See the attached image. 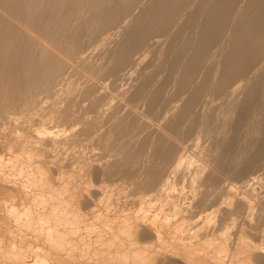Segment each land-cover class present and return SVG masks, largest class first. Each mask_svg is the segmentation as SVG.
<instances>
[{"label": "bare ground", "instance_id": "1", "mask_svg": "<svg viewBox=\"0 0 264 264\" xmlns=\"http://www.w3.org/2000/svg\"><path fill=\"white\" fill-rule=\"evenodd\" d=\"M142 1L0 0V264H264V0Z\"/></svg>", "mask_w": 264, "mask_h": 264}, {"label": "rangeland", "instance_id": "2", "mask_svg": "<svg viewBox=\"0 0 264 264\" xmlns=\"http://www.w3.org/2000/svg\"><path fill=\"white\" fill-rule=\"evenodd\" d=\"M140 1H142V0H140ZM143 1H144V2H143ZM143 1L141 2V3L143 4V6H145L146 4L149 3V2H148L149 0H143ZM145 2H146V3H145ZM134 8H135V9H134ZM134 8H133L134 12L132 11L133 15H134V13L139 12V10L137 11L138 8H136V7H134ZM135 11H137V12H135ZM121 25H123V23H122ZM110 29H112L113 32H112L111 30H110L111 32H110V31H107V32H108L109 34H110V33L112 34V36H111V34H110V35L108 34L109 37H110V36L112 37V39L110 38L109 40H107V41H106L107 44H108V43L110 44V43L112 42V40L115 41V40L120 39V36L118 37V39L115 38L117 35H119V34H115V33L118 32L119 29H118V28H117V29H115V28H114V29H113V28H110ZM108 30H109V29H108ZM113 33H114V37H113ZM102 35H103L104 37H106V33H104V34H102ZM115 35H116V36H115ZM101 38H103V37H101V36L98 37V40L101 39ZM107 39H108V38H107ZM114 39H115V40H114ZM110 40H111V42H109ZM106 42H105V44H106ZM107 44H106V47H108V49H109V48H111V47H109V46H111V45L113 44V42H112V44H110V45L108 44V46H107ZM104 47H105V45H104ZM106 47H105V48H106ZM163 47H164V46H163ZM89 48H90V49H89ZM89 48H86V49H88L87 52L90 50L89 53H91V50H92V48H93L92 44H91V46H90ZM105 48H104V49H105ZM105 50H107V48H106ZM84 52H85V49H84ZM89 53H88V54H89ZM85 54H86V52H85ZM85 54H84V55H85ZM88 54H86V56H87ZM96 54H98L99 57H98V56H94V58H96V59H94V58H93V55H96ZM96 54H95V53H94V54L91 53V54H89V55H92L91 57H92L95 61H96V60L99 61V60H102V59H103V53L101 54V52H98V53L96 52ZM100 54H101V57H102V58L100 57ZM89 55H88L87 57H88V59L92 62L93 59L91 60V57H90ZM97 58H98V59L100 58V59L98 60ZM148 59H150V56H149ZM148 59H147V60H148ZM94 60H93V62H95ZM147 60L145 61V63H147ZM148 61H149V60H148ZM99 62H101V61H99ZM69 73H71V71H70V72H67L66 76H62L63 79L65 78V79L67 80V78H68L69 81H68V80L65 81V79L63 80V79L60 77V78H59V81H56V83H53V84H54V88H55V90L58 89L59 91H61V90L65 91V90H64L65 88H66V89L68 88V90H69L71 87H72V88H71L70 90H73V88L75 87L74 89L77 88V91H78L79 89L81 90V87H80V86L83 85L82 88L84 87V83H85V81H86L85 78H83V77H81L80 75H77V74H72V73L69 74ZM68 74H69V75H68ZM72 75H74V76H72ZM67 76H68V77H67ZM69 76L72 77L75 81H74L72 78H70ZM77 76H78L79 79H76ZM121 76H122V74H121L120 76H117V77H121ZM124 76H126V75H124ZM124 76H122L120 79H118V78L116 77L115 79L111 80L112 85H111V83L109 82V80H106V79H105L104 81H99V82H101V83H103V84L100 83V85H101V90H100V88L97 89V93H99V94L96 93L95 95L98 96V95H100L101 93H106V92H108V93L111 94V93H112V90H114V89H115V92H118L119 88H122L123 90H125V87H124V86H126L128 83H131V81H129V80H130V77H128V75L126 76V79H127V78L129 79V80L127 79L128 81L125 80V77H124ZM80 77H81V78H80ZM109 79H111V78H109ZM116 79H117V80H116ZM60 80H62V82H61ZM80 80H81L82 82H81ZM84 80H85V81H84ZM114 80H116V81H114ZM118 80H121V82H122V84H123V87H122V85L120 84V81H119V83H117ZM76 81H77V82H76ZM105 81H107V82H105ZM124 81L127 82V83L125 82L126 85H125ZM59 82H60V83H59ZM63 82H65V83H63ZM70 82H71V83H70ZM73 82H75L76 85H75ZM114 82L116 83V85H115ZM57 83H59V85H58ZM82 83H83V84H82ZM105 83H108V85H110V86H107V84L105 85ZM109 83H110V84H109ZM113 83H114V85H115L116 87L113 85ZM78 84H79L80 86H79ZM117 84H118V85H117ZM119 84H120V86H119ZM68 85H69V86H68ZM72 85H73L74 87H73ZM63 86H64L65 88H64ZM67 86H68V87H67ZM77 86H78V87H77ZM102 86H103L104 88H103ZM111 86H114V87L111 88ZM129 86H130V85H127V87H126V90H128V91H127V92H128V95H130V93H131V92H130V88H131V87H129ZM52 87H53V85H52ZM52 87H51V88H52ZM57 87H58V88H57ZM60 87H61L62 89H60ZM79 87H80V88H79ZM105 87H106V88H105ZM107 87H108V90H109V89L111 90V91L109 90L110 92H109L108 90L106 91ZM117 87H118V88H117ZM128 87H129V89H127ZM102 88H103V89H102ZM52 89H53V88H52ZM52 89H51V91H52V92L54 91V92H53V95H52V99L49 98V97L51 96V95H50V93H51L50 91H49L50 93L46 92V93H44V95H43V94H42V95H41V94L38 95L39 98L36 97L38 103L43 99V101H42L43 104H41V103H42V102H41V103H39L40 105L37 104L38 106H37V105L35 106V107H36V110L39 109L41 112L38 111V110L36 111L35 108H34V109H33V113H32V112L30 113V114H33V115H31V116L33 117L34 120H35V119H39L40 121L42 120V122H39V121H37V120L34 122V120L32 119V120H33V121H32L33 123L31 124V121H28L29 119L31 120V118H30L31 116L29 117L28 115H30V114L28 113V114H26V116L22 115L23 118H22V116L20 115V117L23 119V121L19 119V118H20L19 116H17V117H18V122H19V124H22V123H20V121L24 122V121H26V120L28 119V117H29V119H28L26 122H30V123H25V124H26V125L29 124L30 126H31V125L33 126L34 123H37V122H38L37 124H34V127H33V128H36V125H37V126H38V125H41L40 123H43V121L47 119L45 116H44V117H45L46 119H43V118L41 117V115H42V116L44 115L43 112H42V107H43V109H45V108L47 109L48 106H50V105L53 103V101L55 100V95H56L55 93H58V92H57V90L55 91L54 89H53V90H52ZM117 89H118V90H117ZM122 89H121L120 91H122ZM131 89H132V88H131ZM80 90H79V91H80ZM98 90H99L100 92L103 91V90H105L106 92H101V93H100ZM79 91H78V92H79ZM120 91H119V92H120ZM47 93L49 94V95H47V96H49L48 98H46V97H47V96H46ZM76 93H77V92H76ZM76 93H75V94H76ZM117 94H119V93H117ZM117 94H116V93L113 94V95H115V96H113V95L111 94L112 97L115 98V99L112 98V102H114L116 99H117V101H118ZM45 96H46V97H45ZM100 96H101V95H100ZM41 97H42V98H41ZM44 98L49 99V100H47V101H46V99H45V101H46V102H51V103H48L49 105H48L47 103L45 104V103H44V102H45V101H44ZM76 98H77V97H76ZM38 99H39L40 101H39ZM53 99H54V100H53ZM105 100H106V99H105ZM77 101H80V97H79V100H78V98H77ZM102 101H103V100H102ZM117 101H115L114 103H117ZM81 102H82V104H81L80 106H82L83 108H85V106H87V102H85V101H83V100H81ZM84 102H85V104H84ZM104 102H105V101H104ZM112 102H111V103H112ZM79 103H80V102H79ZM114 103H113V104H114ZM44 104H45V105H44ZM83 104H84V105H83ZM103 104H104V103H103ZM105 104H106V103H105ZM41 105H43V106H41ZM39 106H41V107H39ZM44 106H46V107H44ZM104 107H105V106H104ZM121 110H122V112L124 113L123 108L120 109V111H121ZM140 110H141V109L139 108V111H140ZM31 111H32V110H31ZM43 111H44V110H43ZM35 112H36V113H35ZM38 112H40V117H41L42 119L38 118L39 115H38V116H36V115L34 116V114H37ZM122 112H121V113H122ZM41 113H42V114H41ZM38 114H39V113H38ZM106 115H108V113H107ZM25 117H27V118H25ZM34 117H36V118H34ZM154 120H155V119L152 120L153 123H155V121H156V123H158L157 120H155V121H154ZM32 126H31V127H32ZM78 126H79V125H78ZM78 126L75 125V127H74V130L77 128V129H76V132H77V130H78V131L80 130V129H78ZM79 128H80V126H79ZM59 129H60V128H59ZM61 129H62V128H61ZM146 130H147V129H145V131H146ZM148 130H150V131H148ZM148 130H147V132H152L151 129L148 128ZM76 132H75V133H76ZM77 133H78V132H77ZM85 143H86V142H85ZM81 144H82V146L80 145L79 149H80L81 151L84 150L85 152H83V153L88 152V153H86V157L83 156V154H82L81 151L78 149V147H75L74 149H75V150H79L80 152H78V151H74V150H73L74 152L72 151L73 153L70 154L68 157L71 156V158H72V156L74 155V156H73V158H74L75 156H77V155L79 154V155H81V156L83 157L82 159H84V157H85L86 159H89V156L92 157V155H94L93 158H95L96 161H94V159H93V161H91L92 158L89 159L91 162L88 160L89 163L94 162L93 164H98V163L101 164V163L103 162V160H104V162L107 160V158H106L107 156H105V155H104V157H103L104 159L101 158V161H102V162L99 161V160H97L98 158L100 159V157L97 156V155H96L97 157H95V152H96L97 154H98L99 152H101V153H100V154H101V155H100L101 157H102L103 152H102L101 150L99 151V150L95 149V152L93 153L94 148H95L93 145H92V146H93L94 148H91L90 151H88V150H89L88 148L91 147L90 144L86 143V144H84V146H83V143H81ZM87 145H88L89 147H88ZM86 146H87V147H86ZM81 147H82L83 149H81ZM84 147H85V148H84ZM86 148H87V149H86ZM85 149H86V150H85ZM96 150L99 151V152H97ZM75 152H76V153H75ZM77 152H78V153H77ZM91 152H92L93 154H92ZM70 153H71V152H70ZM79 155H78V157L81 158V156H79ZM84 155H85V154H84ZM87 155H88V157H87ZM98 155H99V154H98ZM68 157H67L66 159H67V160H70ZM78 157H75V158H78ZM96 158H97V159H96ZM86 159H84V160H86ZM109 160H110V158H109V156H108V160H107V161H109ZM97 161H98V162H97ZM107 161H106V162H107ZM104 162H103V163H104ZM98 169H99V168H98ZM105 178H106V177H102V178H100V179H101L100 182L98 181L97 183L102 184V182H103V183H105V185H108L109 183H111L112 186H111V184L108 185V186H107V189H110L111 187H113V186L115 185V183H119V182H116V181H118V180H115L116 178H110L111 182H110L109 178H107L108 180H106ZM102 179H103V180H102ZM104 179H105V182H104ZM112 179H114L113 182H112ZM106 181H107V183H106ZM108 181H109V182H108ZM120 183H121V182H120ZM99 184H98V185L96 184V185L99 186ZM119 185H120V184H119ZM119 185L117 184V185H115L116 187H113V188L116 189V188L119 187ZM101 186H102V185H101ZM109 186H110V187H109ZM102 187H104V184H103ZM105 187H106V186H105ZM108 187H109V188H108ZM97 188H98V187H97ZM111 189H112V188H111Z\"/></svg>", "mask_w": 264, "mask_h": 264}]
</instances>
